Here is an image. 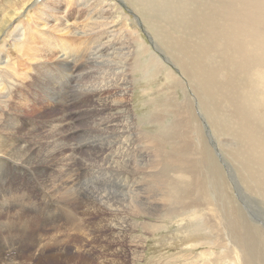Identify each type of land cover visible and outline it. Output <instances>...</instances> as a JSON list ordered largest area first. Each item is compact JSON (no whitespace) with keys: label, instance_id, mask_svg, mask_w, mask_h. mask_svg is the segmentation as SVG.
<instances>
[{"label":"bare ground","instance_id":"obj_1","mask_svg":"<svg viewBox=\"0 0 264 264\" xmlns=\"http://www.w3.org/2000/svg\"><path fill=\"white\" fill-rule=\"evenodd\" d=\"M127 1L145 19L154 50L165 53L168 49L166 53L177 74L151 51L131 17L121 8V0H0V264H48L64 260L69 248H75V242L86 239L89 230L94 233V222L88 216L94 219L100 214L101 222L107 221L103 226H108L115 237L121 235L125 221H119V214L127 208L124 199L112 200L100 180L96 187L88 186L89 174L103 173V179L114 184L123 195L137 197L139 191L127 181L134 168L130 167L131 163H137L139 174L153 180V185L147 187L152 194L148 193L159 199H165L164 168L170 165L168 170L178 171L181 177L184 155L191 149L186 141L196 140L193 130L202 129L185 108L192 99L183 89L182 103L176 97L166 105H156L155 100H150L154 108L147 118L157 124V131L149 132L142 128L144 124L137 125L132 108L128 109L127 102L131 99L126 101L135 69L131 61L134 57L137 65L140 60L139 70L148 78L165 71L173 85L183 82L182 87L190 88L193 96L199 92L204 106H209L212 115L220 121L221 131L229 128L233 119H239L237 132L254 146L252 153L248 151L250 157L247 154L243 158L242 153L241 163L251 174L255 165L264 170V119L258 112L259 107L264 112V0ZM169 1L172 6H168ZM129 12L135 13L130 9ZM77 36H81L80 41ZM96 70L102 84L78 89L82 77L93 76ZM113 70H118V74L122 71L124 77L113 81L110 78ZM178 74L184 78L179 79ZM241 76L246 80L250 77L256 86L248 81V89L236 87ZM69 90L73 99L88 101L85 113L89 118L86 120L83 116L86 121L82 123L79 118L78 135L64 133L70 131L67 117H53L39 131L37 117L29 115L44 107L51 109L56 103L65 112ZM87 94L92 95L87 98ZM93 96H96L94 102ZM248 109L255 116H250ZM167 117L171 120L166 127ZM252 118L257 122L255 127H263L261 133L250 122ZM69 135L83 138L89 146V152L81 155L78 162L76 155L81 152L79 147L74 148L75 142L67 141ZM37 188L46 197L33 200ZM86 188H89L87 198L82 200ZM175 191L174 184L172 192ZM83 203L84 210L92 213L83 210ZM32 206L39 210L32 213ZM226 210L231 213L234 209L226 205ZM38 213L41 214L39 227H49L53 232H34L39 223L32 225L31 221ZM83 214L80 221L79 216ZM124 217L128 215L124 213ZM102 224H99L100 230ZM41 240L46 242L45 246L40 245ZM233 240L239 249V264H255V256L248 246L238 237L233 236ZM15 248H31L27 256L35 258L34 261L7 255L15 252L11 251ZM94 248L84 243L79 245L77 250L88 255L75 261L76 264L95 262L101 253ZM41 254L43 257L39 259L37 256Z\"/></svg>","mask_w":264,"mask_h":264},{"label":"rangeland","instance_id":"obj_2","mask_svg":"<svg viewBox=\"0 0 264 264\" xmlns=\"http://www.w3.org/2000/svg\"><path fill=\"white\" fill-rule=\"evenodd\" d=\"M121 1L123 2L121 8L131 17L133 25L139 30L140 34L148 42L151 51L153 50V53L156 54L160 60L165 61L164 63L169 70H172L177 74L178 72L176 67L171 63V60L168 58L166 53L168 49H166L164 53L159 49L158 51L160 52H158L152 47L151 30L147 27V23L140 12L134 10V7L127 0ZM133 2L134 1H132V3ZM160 5L165 7L166 4L160 2ZM168 6H172L170 1ZM129 9L133 13L135 12L134 15L129 12ZM77 37L76 39L78 40L79 38L78 41H80L81 36L78 38ZM227 51L230 50L228 49ZM136 58L137 57H134L133 60H131L132 64L135 66V69L132 73V76L130 77L132 80L130 88L131 90L129 91L130 94L128 93L126 95V101L131 99L129 102H127L128 109L131 111L132 108V113H134L135 117L137 118V120L135 118L136 124H144L142 125V128L146 130L148 129L147 131L149 132L157 131V124L150 122L147 118V115H149L153 111L152 108H154V105L152 102H150V100H155L156 105H166L169 104V102L173 103V99L176 97L178 103H182L185 100V94H183L184 89L186 90V96H189L193 103L188 104L189 106L186 104L187 107L185 108H187L189 115L191 113L193 121L197 120L202 126L201 130L196 129V131L193 130V133L191 132L196 137L197 146L193 147V145L196 143L195 138L193 141L191 139L186 141L187 144L188 142L190 143L191 149H189L190 151L184 155V163L181 166V177L178 176V171L168 170L171 167L170 165L164 168L163 179H165V182L163 184V191L165 193V199H159L158 197L156 198L152 196L151 188H148L147 190L148 185H153V180L151 178L149 179L148 177H146L147 179L145 177L143 178V176L139 174L141 171L138 170L140 168H138L137 163H131L130 167L133 166L134 168H131L133 171L132 173H129V180L127 179V181L128 183L131 181L129 185H131V187L134 186L135 189L140 192L137 193L136 191L137 197L140 196L142 198V195H146L144 199H141L142 201H139V199H137V197L133 196L132 194L130 196L123 195L124 193L120 192V190L114 184L110 183V185L107 179H103L105 178L103 173H96L95 176L89 174V183L86 181L88 186L96 187V185H99V182L101 181L102 183L100 182V184L102 185L105 193H108V196L112 197V200L117 202L121 199H124L127 206V208L124 210V213L128 215V218L124 217V213L119 214V221H125V223H123L124 230L121 232L119 237H115L113 232L109 230L110 228L108 226H103V224L107 222H104V220L101 222L103 216L93 213V216L96 215L94 216V219L92 216H88V218L94 222V235L91 234V231L88 228L90 234L86 237V239L84 238L83 234L84 240L82 242H75V248H69L68 254H65L64 252L61 253L62 256H64V254L66 256L64 260L61 259L58 262H48V264H76L75 261L82 259L85 254L88 255L86 252H79V250H77L79 245H82L83 243L88 248L95 247L94 249L98 250L96 252H98V254L101 253V256L99 255L96 260L94 259L95 262L93 261L91 264H239L237 259V254L239 256V249H236L237 245L234 244L233 236L238 237L240 241L244 243V245L248 246L247 249H249L255 256L253 258V260H255V264H264V170H262L261 167L255 165L254 170L252 171L253 174H251L248 172V168H245L243 163H241L242 157L244 155L245 156L243 158H247V154L248 157H250L251 154L249 152L252 153L254 146L249 144L250 141L246 137H243L237 132L240 123L239 119H233V122L229 123V128L226 127L222 130V132L221 125L219 123L220 121H218V119L212 115L209 110V106H207V108L204 106L202 95L199 92H197V94L193 92L197 95H195L197 97L196 100L195 96H193L192 92L190 91V88L185 89V87H182L183 82L177 86L175 84L174 86L172 83H170L165 71L157 76H151V78H148L144 73L143 75L142 72H140V60H138L139 63L137 65ZM113 59L115 60L116 58ZM117 72L118 70H113V73L111 74L112 77L110 76L113 81L119 79L118 77H124V74L121 75L122 71L119 72L120 75ZM99 74V71L96 70L94 75L97 78L99 76L98 79L94 75L82 77L81 81L79 82V86L77 85V88L79 89L80 87L81 89H85L90 88L92 85L102 84ZM178 78L183 79L184 77L179 76ZM242 79H244V81ZM238 81L236 83V87L239 86V88L245 86V89H248L250 86L248 81L256 86L255 83L251 81L250 77H248V80H246L241 76L239 77ZM187 84L189 85V83H186V85ZM70 90L68 92L69 100L64 107L66 110L65 112L62 111V107H59L56 103V105H54V107L51 109L44 107L43 109L41 108L40 110L34 111L29 115L34 118L37 117L39 131L43 130L46 125L48 126V121L51 118L61 117L65 119L67 117L66 121L67 125L70 126V131H64V133L66 134L70 132L74 136L78 135L77 126L80 124V121L82 123L89 118V115L85 113L88 101L85 100V102H79L77 99H73V93ZM90 95L92 94H87L86 97L88 98ZM37 98H41L39 93ZM93 98L92 102L96 100V96H93ZM216 98L221 103L222 99L220 96L217 95ZM200 100L203 103L201 105V102L198 103ZM191 105L194 106L192 107ZM89 106L90 104L88 107ZM199 107L201 108L200 110ZM58 108L60 110H58ZM90 108L91 106L89 109ZM204 108L206 110L203 111ZM76 109L79 110L77 111ZM248 111L251 114L250 116H255L251 113L250 109H248ZM205 112H207V114ZM258 112H260V116L264 119L262 107L258 108ZM193 115L195 117H193ZM83 116L86 120L83 118ZM260 116H257L258 119L255 117L257 121L260 120ZM170 120L171 118L169 117L165 119L166 127L169 125ZM213 122H215V124ZM250 122L254 127L256 126L255 124H257L253 118ZM34 125L36 126V124ZM131 125L133 126V124H130V126ZM231 125L233 127L230 129ZM216 127L217 129H215ZM255 128L259 130L258 133H261L263 127ZM219 129L221 133H219ZM262 132L264 133V129ZM166 135L168 137V133ZM69 136L71 138L70 140L68 139ZM69 136H67V141L72 144L75 142L74 144L76 145L74 148L77 149L79 147L78 149L81 152V154L76 155V160L78 162L81 155L83 156L89 152V146L85 145L83 138L77 137L75 139L74 136ZM236 136L238 137L236 138ZM72 138L74 139L72 140ZM194 141L195 143H193ZM245 147L246 151H244ZM236 150L237 152H235ZM242 153H244V155ZM234 157H240L241 159L239 158L237 160V158ZM138 165L141 166V163H138ZM78 168H80L79 165L78 167L76 166L77 172L79 171ZM114 175L116 176V174ZM145 180H147L149 183ZM174 184L176 186V191L172 192ZM88 189L89 188H86L87 191L85 190V192L82 193V200L87 198L85 195L88 194ZM39 190V188L36 190L34 189V192H36V198L33 196V200H40L46 197L45 193L42 190ZM148 192H151V194ZM37 193L41 196H38ZM160 200H162V204H160ZM148 203L150 204L146 205ZM143 204H145L147 207ZM226 205L233 206L234 210L229 213L226 210ZM84 208L85 203H83V210ZM140 209H143V211ZM31 210H33L32 213H36L39 209L38 207L32 206L30 211ZM85 212L92 213V211ZM223 212L224 215H222ZM10 214L12 215V213ZM217 214L220 215L218 216ZM81 216L84 218V214L79 216L80 221H82ZM40 222L41 214L38 213L31 221L32 225L33 223L38 224L37 227H34V232L48 233L54 231L49 227L40 228ZM100 223H103L101 230L98 228L101 227L99 226ZM99 234L101 235L100 237ZM73 237L74 236L71 238ZM113 237H115V240ZM40 245L45 246L46 242L41 240ZM1 248L2 246L0 245V249ZM30 249L20 250L19 248H15L11 251H15L17 254L15 252H11L7 255H13L18 259L27 258L28 261L32 262L35 258L27 256L29 253H31ZM37 257L40 259L43 257V254L38 255ZM112 259L116 263L114 261L111 263Z\"/></svg>","mask_w":264,"mask_h":264}]
</instances>
